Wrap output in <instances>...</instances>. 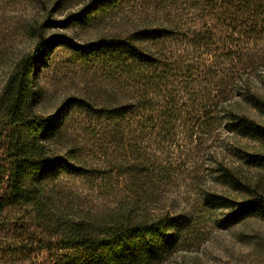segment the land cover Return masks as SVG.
<instances>
[{"label":"trees","instance_id":"1","mask_svg":"<svg viewBox=\"0 0 264 264\" xmlns=\"http://www.w3.org/2000/svg\"><path fill=\"white\" fill-rule=\"evenodd\" d=\"M131 1L137 9L129 33L80 45L36 32L33 50L0 93V214L8 201L32 203L42 213L46 182L57 170L87 172L48 145L77 109L87 112L92 144L121 156L116 174L128 195L114 213L60 224L53 246L84 251L79 264H162L195 223L214 217L227 225L264 208V193L223 152H207L208 161L221 181L247 197L200 186L204 199L188 210L167 193L190 157L220 133L243 159L264 162V124L250 113L264 115L256 86L264 66V0H90L61 25L87 22ZM57 45L92 56L103 82L94 96L68 99L57 113L42 116L34 110L36 73ZM152 138L163 145V165L152 160ZM151 204L162 207L148 213L144 207ZM217 205L230 212H216Z\"/></svg>","mask_w":264,"mask_h":264},{"label":"rangeland","instance_id":"2","mask_svg":"<svg viewBox=\"0 0 264 264\" xmlns=\"http://www.w3.org/2000/svg\"><path fill=\"white\" fill-rule=\"evenodd\" d=\"M89 4L90 0H66L59 6L56 0H46L45 6L36 0H1L0 93L17 62L33 50L36 32L48 39L67 36L84 45L132 30L136 1L127 2L113 12L94 15L87 22L61 25ZM257 75L256 86L264 98V66L258 69ZM35 81L34 110L49 116L57 113L68 99L94 96L92 93L101 86L103 75L92 56L57 45L47 62L39 67ZM250 113L264 124V115L251 108ZM86 114L84 109L75 110L62 134L51 139L48 145L59 155L75 157L87 172L57 170L46 182L42 213L32 203L8 201L5 204L0 214V264H79L77 261L86 257L84 251L64 249L59 244L53 246L62 221L103 219L114 213L120 201L127 197L124 177L116 174L121 156L113 148L105 155L99 146L92 144L86 133ZM220 135L216 142L207 141L203 149L190 157L187 168L179 171L167 192L177 199L178 207L190 210L191 205L202 203L200 186L233 198L247 197L217 177L207 152L228 154L230 163L241 168L247 180L264 193V162L257 164L243 159L224 140V134ZM162 147L152 138L150 152L158 165L165 163ZM166 195L162 193L161 197ZM160 207L151 204L144 209L152 213ZM215 208L218 213L230 212L221 205ZM44 246L47 248L42 249ZM173 255L162 264H264V208L258 207L227 225L214 217H206L185 230L181 245Z\"/></svg>","mask_w":264,"mask_h":264}]
</instances>
